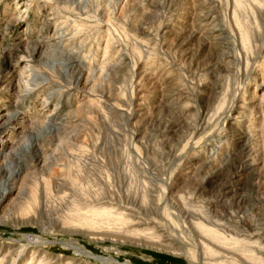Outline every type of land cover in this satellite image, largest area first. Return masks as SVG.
<instances>
[{"label": "rangeland", "instance_id": "obj_1", "mask_svg": "<svg viewBox=\"0 0 264 264\" xmlns=\"http://www.w3.org/2000/svg\"><path fill=\"white\" fill-rule=\"evenodd\" d=\"M76 2L89 7L78 9ZM239 2L240 7L235 0H0V77L23 69V62H11L8 51L23 44L30 50L44 39L71 57L75 76L104 70L102 81L94 79L82 87L100 102L84 103L79 114L77 140L85 141L79 154L88 151L89 164L79 169L82 177L74 185L75 193L64 186L73 182L71 171L77 166L63 160L59 165L34 162L35 151L24 148L40 139L37 134L27 136L9 160L0 162V196L13 173L18 171L25 183L24 191L11 195L0 211V248L9 255L5 264H12L22 246H27L23 255L29 260L34 254L39 260L61 257V263L71 264H232L221 254L203 259L179 205L183 199L189 208L213 215H228L232 205L233 210L247 209L248 153L239 139L246 112L239 107L244 95L250 98L255 92L258 109L264 92V0ZM238 22L250 32L249 51L243 49ZM38 52L36 58L44 61ZM95 82L97 90L92 89ZM57 88L50 81L27 91L13 87L11 92L19 96L2 109L33 121L48 114L61 98L59 122L84 93L74 90L68 98ZM48 96L53 101L49 106L44 101ZM223 97L227 104L217 111ZM254 110L257 130L263 132L256 133L255 140L264 150V112ZM96 139L100 147L93 150ZM52 147L45 146L48 156ZM53 156L63 158L61 152ZM55 169L65 173L59 177L66 182L49 180ZM125 173L131 178L127 183ZM107 174L118 196L128 184L141 192L138 176L148 182L157 202L154 211L161 216L144 212L142 218H151L139 229L153 231L155 238L130 236V225L113 215L91 227L72 222L65 229L57 223L63 215L76 214L74 199L98 189L94 177ZM39 190L48 197L43 205L38 203ZM165 208L172 216L165 215Z\"/></svg>", "mask_w": 264, "mask_h": 264}, {"label": "bare ground", "instance_id": "obj_2", "mask_svg": "<svg viewBox=\"0 0 264 264\" xmlns=\"http://www.w3.org/2000/svg\"><path fill=\"white\" fill-rule=\"evenodd\" d=\"M235 2L237 7L241 6L239 0H235ZM76 5L78 9H80L81 7H89V3L83 4L82 2H76ZM238 18L239 19L237 21L240 20V17ZM244 24L238 22V28L241 34L240 40L242 41V45L244 47L243 49L249 51V49L251 50V37L247 26H245ZM113 26H115V24H113ZM219 33L221 34V32ZM236 38H234V40ZM53 45L54 44L53 42H51L50 39H44L41 42L35 44V46H33L30 50L29 47H26L23 44L22 46L17 47L16 51H8L11 55V62L16 64H20L21 62H23V69H21V71L15 69V71L8 73V75L0 77V162H5L9 160V158L13 156L15 152H17V145H19L20 142H22L27 136L31 134H37L39 135L40 139L34 141L29 146L24 145V148L30 147V150L35 151L34 162L47 164L49 161H53V163L59 165V162L63 160L65 162H69L77 166L78 170H74L72 168L71 171V179L73 182L70 183L68 181V183L64 186L66 190L71 191V193H75L76 191L74 189V185L75 183H77V180L82 177L80 175L81 173H79V169L82 171L83 167H86L89 164V157L86 156L88 154V151L87 154H84L82 156L79 154V151L81 152V150H83L82 148H84L85 146V141H79V139L77 140L78 133L76 132V129L80 123V119H82L80 117V115H82L80 114V111L82 107L84 108V103L86 102H100L98 98L93 99V94H91L89 90L87 91V89H84L83 91L82 87L85 88L88 84L91 83V80L94 79L99 82V80L102 79V76L104 75V70L101 69L99 75H97V73H88V75H84L82 72L80 74L78 73V76H75V71L77 70H75L73 66L74 63H72L73 60H71V57L66 56L62 52L60 53L58 52V50L53 49ZM263 45L261 46L262 49L264 48ZM38 51L40 52V55L44 57V61H41L36 58L35 53ZM113 70L116 71L117 69L115 70L113 68ZM107 71H109V69ZM46 81H50L51 83L58 86L59 88H57V91L61 93V96L71 98V93H73L74 90L83 92V102L80 101L82 103L79 102L78 106L75 109L71 110L65 119H62L59 122H57L56 120L58 119L56 118V115L58 114V107L62 104L61 98L56 100L55 108L50 109L48 111V114H45L41 117L37 116L33 121H28V119L20 117V114L17 111H12L11 109H2L5 105L7 106L8 103L13 105L15 103L14 99L19 96L18 93L11 92L13 90V87L22 88L23 86L24 89H26L27 91L30 90L32 87L40 85L41 83H44ZM97 82L94 83V87L92 86L93 90H97L96 87H99L96 86ZM256 95L257 94H255V92L250 98H247V96L244 95V98L241 101V106H238L239 109H244V111L246 112V115H243V119H241L244 120L245 124L244 128H242V132H240L239 139L240 144H242L243 148L248 153V160L245 169L248 174L249 184L247 190L248 193L244 199L245 207H247V209H245L244 207H238L236 210H233V208H231L233 206L232 205L230 208L228 207V215H213L210 214V211L208 212L207 210L202 211L201 209H191L188 207L186 202L183 201V199L180 200V212L183 216L184 221H186L190 226V233L196 238L199 245L201 246L203 255L202 257L204 260L211 259L212 256L215 257L216 254H221L223 255L222 257H228L230 259L229 262L232 264H264V150L261 144L258 143L257 140H255V137L257 136L256 133H260L261 135H263V132L259 131L260 129L257 130V123L255 122L258 121V118H256V112L254 110L259 109L264 112V92L260 96V103L259 105H257L258 109L256 108V104L258 103H256L257 100L255 101V98H257L259 95L257 97ZM224 96L227 97V94L225 93ZM225 97H223L221 101H219L218 105L216 104L217 106L215 107V109L217 111L222 109L224 110L225 103L227 104V98ZM68 100L70 101V99ZM44 101L46 104H48V106L51 102H53L52 98L49 96ZM213 109L211 111H213ZM100 113L102 112L100 111ZM123 113L125 114V112ZM261 120L264 122V113ZM95 121L96 120H94V122ZM100 133L98 135H100ZM99 140L100 139H96L94 143L92 141L91 149H99ZM45 146H48V148L49 146H53L48 150L51 151V155L48 156L46 154L47 150H45ZM54 152H61L63 158H57L53 156ZM58 172L59 171L57 170L52 172L50 174L49 180H52V182L54 181V183L60 185L62 184L60 181L66 182L64 178H61V176L65 173ZM18 174V171L13 173L11 175V178L6 181L7 185H5L4 190L2 191L0 196V211L2 209V204L11 195H14V193H16L17 195L24 191L23 189L25 187V183L20 180ZM108 174L107 176L99 175L97 178L94 177V181L98 182L99 184L98 189L96 191L94 190L92 193L85 195L83 194L84 196L81 195V198L74 199L72 201V204L73 206H76V208H78L76 214L63 215L62 217L58 218L57 223L62 225V227L65 229L71 228V224H73L72 222H78V224L80 223L82 226L91 227L92 225L96 224L98 220H102L103 218L108 219L113 215V217L115 216L116 219L123 222V224L126 223L130 225L127 230L125 229L126 232L130 234V236H145L146 240L148 241H150L151 238H155V234L153 231L148 232L145 229H139V226L143 224V221L146 222L145 225H148V220L149 218H151L149 216L150 214L156 213L158 216H161L158 212L154 211L156 208L155 205L157 204V202L155 201V195L153 194L154 190L151 188L148 182H146L144 177H141V179L138 176L136 182H138L140 186L142 185L143 189H140L142 190V193L138 190L137 187V189H134L131 184H128L126 185L124 193L119 194L120 196L122 195L120 197L118 196V194H116L118 192H115V190L111 187L112 185H109L108 182H110L111 180L110 175ZM59 175L61 176L59 177ZM123 178V182L125 183H127L128 180H131L127 173L123 175ZM101 184H103L104 186H101ZM105 186L108 187L104 188ZM201 187V189H203L204 191L207 190V185L202 184ZM47 198L48 197L46 196V194L43 191L40 192L39 190L38 203L40 205L45 204L44 202H46ZM109 205L111 207H107ZM157 207H159V205ZM144 212L150 213L149 215L146 214L147 219L141 217ZM164 213L166 216H172V213L168 208L164 209ZM240 213L243 214L241 215ZM30 222L32 223V221ZM158 245L165 244L160 242ZM22 247L23 248L20 251V255L17 258L13 259L12 264H71V261L61 263V257L50 259L44 257L39 260V258H37L34 254L29 260L28 258L30 257L23 255V252L27 250V246ZM8 256L9 255L6 254L4 248H0V264H5L8 261ZM81 260L82 259H80V261Z\"/></svg>", "mask_w": 264, "mask_h": 264}]
</instances>
